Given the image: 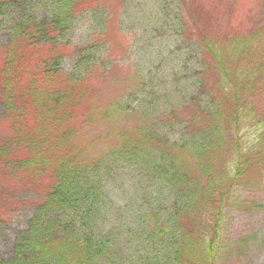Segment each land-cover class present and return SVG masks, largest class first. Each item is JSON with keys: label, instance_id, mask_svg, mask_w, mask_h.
Masks as SVG:
<instances>
[{"label": "rangeland", "instance_id": "obj_1", "mask_svg": "<svg viewBox=\"0 0 264 264\" xmlns=\"http://www.w3.org/2000/svg\"><path fill=\"white\" fill-rule=\"evenodd\" d=\"M71 1L23 0L10 5L0 13V48L11 38L18 19L40 24L49 20L54 12H63L62 5ZM101 1L94 8H81L85 10L78 12L62 33L63 43L69 48L61 62L62 73L78 77L90 59L102 57L106 61L104 70L92 71V79L100 83L96 92L83 98L78 89L84 86H66L63 97L54 105L56 113H47L44 119L42 117L43 124L38 122L37 127L41 131L47 130L45 139L51 140L58 128L56 122H59L64 130H71L70 140L65 142V155L97 157L96 170L81 168L74 177L81 189H90L87 212L80 214L77 208L79 200L85 199L80 191V199L74 198L77 213L71 212L68 217L71 221H79L78 226L89 235H110L108 248L90 264H173L172 255L179 241L177 233L170 229L162 236L159 228L183 207V201L185 204L191 202L190 192L198 194L196 179L200 178L194 163L187 169L176 163V152L185 140L193 145L192 140L196 139V146H205V140L198 141L187 122L199 116L208 118L203 113L207 110L215 113L220 108L217 104L220 101L213 100L211 75H205V65L201 62L204 45H197L196 39L200 31L204 34L210 29L225 36L230 32L228 26L233 25L238 16L243 19L244 15L243 27L261 30L264 27V0H185L187 14L196 17L199 30L193 26L185 27L187 18L182 17L180 0ZM231 14L235 17L229 16ZM106 25L107 42L111 44L99 37V31ZM88 42L94 47L93 55L89 53L88 58L78 63L70 48ZM128 43L129 46H125ZM127 47L128 51H123ZM244 49L249 50L247 59L250 62L240 55L239 68L245 67V72H249L253 69L249 65H254L264 76V29L259 35L251 36ZM74 70L76 72L71 74ZM101 73L105 77L100 78ZM138 80L140 82L133 90L130 83ZM88 84L90 80L86 81ZM261 92L264 93L263 88ZM21 93L25 91L21 90ZM243 93V97L247 96L248 88ZM8 94L5 95L8 97ZM16 95L17 107L11 108L13 119L9 123L25 129L28 127L24 118L27 108L22 106L24 97ZM3 96H0V128L9 125ZM259 104L264 107V96L256 105L257 110H264L258 107ZM38 105L37 110L44 112L45 105ZM222 106L228 110L223 121L231 125L232 111L237 110L235 104ZM252 107L250 110L254 109ZM46 108L48 112L54 110L53 107ZM73 109L76 110L72 113L76 125L60 122L71 119L68 111ZM245 122L249 124V121H243L244 129ZM0 133L3 134L1 129ZM224 133V142L231 147L232 140ZM252 133L250 130V135ZM204 134L203 127L197 137L201 139ZM127 144H130L127 154L117 150ZM135 144L148 150L145 159L140 157ZM135 155L137 157L132 159ZM187 158V153L183 152L180 160L186 162ZM246 169V187L238 189L237 195L239 199L249 197L256 207L229 211L225 218L228 227L225 237L237 235L238 231L247 235L249 243L232 245L229 252H223V258L217 264H264V165L262 168L246 165ZM28 189L15 191V196L10 198L13 201L8 203V214L0 217V259L9 260L19 232L24 231L27 221L34 218L35 211L28 206L27 198H32L35 193ZM246 213H251L250 219L245 217ZM47 248L43 245L41 251L45 252Z\"/></svg>", "mask_w": 264, "mask_h": 264}, {"label": "trees", "instance_id": "obj_2", "mask_svg": "<svg viewBox=\"0 0 264 264\" xmlns=\"http://www.w3.org/2000/svg\"><path fill=\"white\" fill-rule=\"evenodd\" d=\"M17 1L23 0H0V13ZM180 1L182 17L187 18L185 27L193 26L199 30V21L193 14H187L189 11L183 4L186 1ZM102 2L72 0L62 5V8H65L63 12H54L49 20L40 24L18 19L11 38L0 48V96L4 95L5 107L8 108L7 122L13 119L11 108L17 107L16 94H21L24 97L22 106L27 108V116L24 118L28 123L25 129L19 128L17 124V128L10 126L11 123L0 128L3 132L0 133V217L8 214V203L13 201L10 198L15 196V191L21 192L26 187L35 193L32 198H27L28 206L35 211L34 218L29 219L26 229L19 232L13 255L8 257L9 260L0 259V264H90L92 259L101 255L110 244L109 234L89 235L85 229L78 226L79 221H71L68 218L69 213H77L74 198L80 199V191L85 199L79 200L77 208L80 214L87 212L90 189H81L74 177L81 168L96 170L97 157L74 158L65 155V142L70 140L71 130H64L59 122H56L58 128L55 137L48 139L49 141L45 139L47 130L41 131L37 127L38 122L43 124L42 117L44 119L47 113H56L57 108L54 105L63 97L62 92L66 86H84L78 89L83 98L96 92V86L100 83L92 79V71L104 70L106 61L102 57L90 59L86 63V69L78 77L72 78L68 73H62L61 62L69 52L68 46L63 43L62 33L76 15ZM111 15L113 18L112 13ZM229 16L235 17L232 14ZM245 19L246 15L243 19L238 16L235 23L228 26L230 32L225 36L221 33L215 34L210 29L204 34L200 31L196 39L197 45H204L200 53L201 62L205 65V75H211L213 100L216 103L220 101L217 103L220 108L215 113L210 110L203 113L208 118L199 116L194 121L187 122V125L192 126L194 137L198 138V141L205 140L206 145L196 146V139L192 140L193 145L185 140L176 152V163L184 169L194 163L200 178L196 179L198 182L195 190L199 195L189 191V198L194 201H187L186 204L183 201V207L168 217L171 220L165 222L164 229L162 226L159 228V234L162 236L170 229L177 233L179 241L172 255L173 264H217L218 260L223 258V252L228 251L232 245L249 243L247 235L238 231L237 235L233 233L231 237H225L228 232L225 218L229 216V211L235 208L247 211L256 207L249 197L239 199L237 195L238 189L246 187V165L255 168H262L264 165V110L256 108L264 96L261 92L262 88L264 89V76L254 65H249L252 66V71L245 72V67L240 69L237 61L240 55H244V61L250 62L247 59L249 50L244 49L245 43L251 40V36L259 35L264 27L261 30L254 29L258 31L252 30V27H243ZM104 28L99 31V37L107 42V25ZM188 30L191 33V30ZM88 44L70 48L78 58V63L88 58L89 53L93 55L91 52L94 47L91 42ZM128 49L129 47L123 51L127 52ZM73 72L76 70L71 71V74ZM100 76L105 77L102 73ZM89 80L90 84L86 85ZM139 82L138 80L130 83V87L136 90ZM59 83L61 86H58ZM247 88L249 94L243 97ZM21 90L25 93H21ZM5 94H8V97ZM231 102L237 110L232 111L231 125H226L223 120L228 110L222 105L229 107ZM38 104L45 105L42 109L44 112L37 110ZM46 106L53 107L54 110L48 112ZM251 106L253 110H250ZM74 111L76 110L68 111L71 119H61L60 122H70L74 127ZM243 121H249V124L245 122V129L242 127ZM203 127L206 134L199 139L198 132ZM250 130H253L252 135ZM224 132L232 140L231 147H227V141L224 142ZM120 136L126 139L122 134H117V137ZM129 146L130 144H127L117 150L127 154ZM137 148L140 157L145 159L148 150L141 149L139 145ZM134 152L136 153L135 150ZM183 152L187 153L186 162L180 160ZM136 155L132 159H135ZM181 181L183 183L184 178ZM244 215L251 218V213ZM39 244L48 247L45 252L41 251L43 245Z\"/></svg>", "mask_w": 264, "mask_h": 264}]
</instances>
